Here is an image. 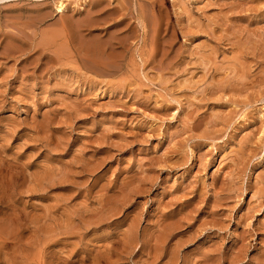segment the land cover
Returning a JSON list of instances; mask_svg holds the SVG:
<instances>
[{
  "label": "rangeland",
  "instance_id": "374dc122",
  "mask_svg": "<svg viewBox=\"0 0 264 264\" xmlns=\"http://www.w3.org/2000/svg\"><path fill=\"white\" fill-rule=\"evenodd\" d=\"M0 264H264V0L1 3Z\"/></svg>",
  "mask_w": 264,
  "mask_h": 264
},
{
  "label": "bare ground",
  "instance_id": "6f19581e",
  "mask_svg": "<svg viewBox=\"0 0 264 264\" xmlns=\"http://www.w3.org/2000/svg\"><path fill=\"white\" fill-rule=\"evenodd\" d=\"M7 1H11V0H0V4L1 3H4V2H7ZM32 1H34V2H36V3H43V2H47V1H50V0H32ZM61 3V2H60ZM155 4H157L156 2H155ZM64 9H66V6L64 5V3H61L60 4V6H59V11H62L63 12V10ZM141 9V8H140ZM147 9V8H146ZM159 11L160 12H162L163 11V5L160 3V8H159ZM131 12V11H130ZM141 12V11H140ZM147 13V12H146ZM164 13V12H163ZM229 13V12H228ZM88 15V14H87ZM141 15V18H140V21L143 23V25L144 26H146V18H145V13L143 14V12L140 14ZM108 16V15H107ZM152 17V16H151ZM106 18V17H105ZM164 18V17H163ZM40 19V18H39ZM148 20V19H147ZM151 20V19H150ZM167 20V19H166ZM152 21V20H151ZM150 22V21H149ZM151 24V23H150ZM54 25V24H53ZM35 26V25H34ZM50 30V29H49ZM72 30V29H71ZM114 31H115V29H113ZM124 30V32H125V29H123ZM126 30H128V28H126ZM42 31V30H41ZM44 31V30H43ZM56 31H57V29H56ZM62 31H64V30H62ZM74 30H72V31H68V33L71 35V37H72V40L74 41V40H76V42L79 40L78 39V37L76 36V32L74 31ZM59 32V31H58ZM57 32V33H58ZM111 32V31H110ZM123 32V31H122ZM123 32V33H124ZM23 33V32H22ZM54 33V32H53ZM52 33V34H53ZM67 33V32H66ZM64 34V35H60V33H58L56 36H51V37H49L48 39H46V43H53L52 44V47H56L55 49H56V51H57V54L59 55V51L61 52V53H64V52H66L65 50V47H64V42H68V35L67 34ZM113 33V32H112ZM128 33V32H127ZM101 34V33H100ZM111 35V34H110ZM125 35H126V33H125ZM130 35V34H129ZM50 36V35H49ZM173 36V35H172ZM104 37V36H103ZM103 37H101L100 36V46L97 44V43H87V44H85L84 45V48L87 50V51H89V52H91V53H96L97 51H99L100 50V57H102V56H104L105 54L104 53H109L110 51H111V53L113 54V55H115L116 56V54H114V51H115V49L114 50H112V48H108V47H110V46H108L107 44H109L110 42H107V44L106 43H102V41H101V38H103ZM116 37V36H115ZM120 37V36H119ZM121 37H123V36H121ZM55 38V39H54ZM108 38H109V36H108ZM128 38V37H127ZM54 39V40H53ZM104 39V38H103ZM107 39V38H106ZM111 39H112V41H111ZM116 39V38H115ZM117 39L119 40V38L117 37ZM125 40L126 38H121V40ZM118 40L116 41V43L118 42ZM261 40V39H260ZM63 41V42H62ZM108 41H111V42H115V41H113V38H109L108 39ZM163 41V40H162ZM43 42V41H42ZM104 42V41H103ZM105 42H106V40H105ZM122 42V41H121ZM154 42V41H153ZM69 43V42H68ZM80 43V42H79ZM40 44L41 45H43L41 42H40ZM67 44V43H66ZM72 44V43H71ZM111 44V43H110ZM115 44V43H114ZM123 44H124V42H123ZM76 45V44H75ZM112 45V44H111ZM128 45V44H127ZM49 46V45H48ZM66 46V45H65ZM114 46V45H113ZM118 46V45H117ZM66 47H69V45L68 46H66ZM115 47H116V45H115ZM120 48H121V46H119ZM117 50V49H116ZM118 51V50H117ZM69 53V52H68ZM110 53V54H111ZM104 54V55H103ZM152 54V53H151ZM209 54V53H208ZM211 55V54H210ZM209 55V56H210ZM60 56H61V54H60ZM237 56V55H236ZM111 57V56H110ZM109 57V59H112V58H110ZM104 58H106V57H104ZM114 58H116L117 59V57H114ZM134 58V57H133ZM109 59L107 58L106 59V61L108 60L109 61ZM100 60V63L102 62H104L103 60H102V58L101 59H99ZM243 60V59H242ZM241 60V61H242ZM106 61H105V63H106ZM108 61H107V63H108ZM201 61V60H200ZM244 61V60H243ZM113 62V61H112ZM118 62V61H117ZM240 63V62H239ZM109 64V63H108ZM117 64V63H116ZM113 65V64H112ZM238 67V66H237ZM228 68V67H227ZM230 70V69H229ZM101 72H103V71H101ZM100 72V73H101Z\"/></svg>",
  "mask_w": 264,
  "mask_h": 264
}]
</instances>
